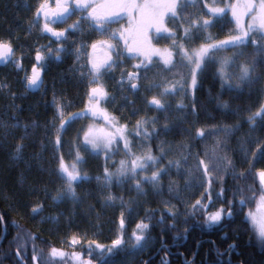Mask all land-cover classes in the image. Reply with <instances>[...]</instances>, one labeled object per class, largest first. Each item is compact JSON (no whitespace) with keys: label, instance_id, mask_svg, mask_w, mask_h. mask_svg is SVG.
Segmentation results:
<instances>
[{"label":"trees","instance_id":"16d2710c","mask_svg":"<svg viewBox=\"0 0 264 264\" xmlns=\"http://www.w3.org/2000/svg\"><path fill=\"white\" fill-rule=\"evenodd\" d=\"M43 1L0 0V40L13 47L10 58L0 64V218L5 226L0 264H264V241L248 217L260 197L258 173L264 170V118L249 122L264 99V35L254 32L239 47L211 52L190 92L191 65L181 49L188 52L233 35L235 24L228 13L211 17L204 0L182 2L177 15L165 22L175 35L153 38L154 45L172 52L173 66L152 60L137 69L138 60L122 56L92 83L86 63L83 75L74 68L81 64L79 32L68 29L72 35L54 39L34 20ZM204 20L211 22L208 27H203ZM233 56L231 66L224 68L233 85L229 89L222 87L219 73L221 62ZM18 57L22 68L15 70L11 64ZM253 63L251 80L241 83V66ZM34 66L40 85L29 92L26 78ZM130 72L140 78L129 80ZM150 84L159 86L148 89ZM92 85L102 87L106 96L90 99ZM170 88L176 92L162 95ZM153 97L165 105L163 110L148 104ZM180 104L184 107L178 108ZM58 105L65 114L62 119ZM87 106L90 114L84 113ZM103 108L124 126L127 150L125 140L120 148L104 152L91 146L89 141L97 142ZM61 120L69 121L62 133ZM138 121L148 132L165 125L169 131L149 139L137 134ZM225 126L234 129L226 138L212 131ZM198 129L207 133L204 138H197ZM221 140L224 144L217 150ZM162 149L163 159L146 166L144 176L132 174L134 157H160ZM61 159L76 163L79 175L88 179L72 185L74 196L54 200L67 187L59 171ZM201 159L209 164L207 174L198 165ZM122 161L128 175L117 180ZM169 161H181L179 170L173 163L155 185L143 182ZM106 170L113 174L111 182L104 178ZM33 208L39 210L34 213ZM221 208L222 221L209 224L206 216ZM141 222L149 224L147 240L133 249V232ZM118 238L123 244L110 254L107 249ZM53 248L65 255L51 257Z\"/></svg>","mask_w":264,"mask_h":264},{"label":"snow or ice","instance_id":"6c2138e0","mask_svg":"<svg viewBox=\"0 0 264 264\" xmlns=\"http://www.w3.org/2000/svg\"><path fill=\"white\" fill-rule=\"evenodd\" d=\"M76 7L81 10H88L89 8L91 11L88 13V17L86 19H91L96 22L97 24V30L99 31H105L104 25L113 23L118 21L122 18L124 14L129 15L130 17V23L134 20L135 21V28L134 29H128L124 30L120 33L119 39L124 41L125 46L127 47L128 54L130 56H136L138 52L141 51V48L139 45L147 40L146 32L149 28H154L157 32H160L162 30L167 31V29H164V18L166 14H171L173 17L177 15V12L180 8L179 0H145L143 4L137 3V0H101L100 3H96V0H76ZM232 16L235 19V22L237 24V29L241 32V35L232 36L228 39H225L223 41H220L218 43L214 44H208V45H202L199 50L194 51L191 55H188L187 53H184L186 56L188 63H195L196 68L192 71V87L195 88L197 86V75L198 71L202 68L204 61L208 58L209 54L211 52L217 51L222 48H236L239 47L242 44L246 43L247 38L249 37V34L254 31H260L262 35H264V0H260V6L257 9L255 4L252 2V0H245L243 4H233L232 5ZM37 15L42 14L46 21H48L50 18H59V17H65L67 16L71 9L66 6L64 0H56V9L52 10L47 3V0H44L43 3L39 5L37 8ZM213 15L217 13H223L225 9H211L210 10ZM138 14V15H137ZM245 16H251V22L247 24V27L245 28L244 24L242 23L243 18ZM209 20H204L203 27H208L210 25ZM195 27H200L201 25L196 24ZM77 25H73L72 28H76ZM43 30L46 32L52 33L53 36H55L57 39L66 38V32L65 31H55L52 29L49 25V23H45L43 25ZM125 32H128V36L125 35ZM169 35H175L174 33L169 32ZM131 36H135L136 43L138 46L132 47L128 46V39ZM188 32L185 30V38H187ZM111 39H117V34L115 32L110 34ZM252 43L254 45H257L259 47V44L257 41L253 40ZM99 44L101 46L107 47L109 50H116L118 48V45L109 43L108 41H100ZM96 47V44H93V48ZM57 51H63V49H57ZM181 52H183V49H181ZM13 53V47L10 41L0 40V60H7L10 58V56ZM118 56L122 55L121 52L117 51L116 53ZM172 54L168 53L166 56H162L163 63L165 66H168L169 68L174 65V61L172 60ZM149 59H151V55L148 56ZM36 59L38 61L42 60L43 57L39 52L36 54ZM235 56L225 58L221 62L222 69L225 67H230L232 62L234 61ZM116 61L112 59L111 56H108L104 61L101 62H91V68L90 72L92 74V83H95L96 80L113 64H115ZM17 66H19V62H17ZM142 65H136L135 67L139 69ZM254 63L252 65H243L240 69V75L238 79L241 83H245L251 80L252 77V71L254 68ZM222 80V87L225 85L231 89L233 87L231 83V78L228 77V74L221 71L219 73ZM225 77H228L227 79ZM129 80L133 79H139L138 73H128ZM40 84V73L37 71L35 66L33 67V72L30 76L27 77V86L29 88L35 89L38 88ZM157 84H150L148 85V89H151L153 87H158ZM239 87V85H237ZM133 89H138V84H132ZM176 89H165L162 95H167L170 92H174ZM106 96V93L102 87H93L90 89L89 97L92 100H100L103 99ZM148 104L150 106L156 107L158 110H163L165 108V105L156 97H153L151 100L148 101ZM184 106L182 104L178 105V108H183ZM224 107H227V105H224ZM57 111L62 115L61 106H57ZM257 117L264 118V105H261L260 109L257 113H255L253 116L249 117V122L254 121L257 119ZM106 120L108 119L107 116L104 117ZM69 121L61 120L60 129L59 131L62 133L64 130L66 124ZM153 123L155 120L152 121ZM141 123L140 121L137 122V129H138V135L142 134L143 136L151 139V137L155 134H159L160 131L167 132L169 131L168 125H165L162 129L154 128L152 132H148L147 130L141 129ZM143 123H148V121H144ZM213 132H222L225 136V138L229 135H231L234 131L232 127H220L215 128L212 130ZM207 133L202 130L198 129L196 136L197 138H204V136ZM87 138V136H86ZM123 139V137H121ZM90 143H93V147H97L96 143L94 141H89ZM59 143V136L57 137V144ZM108 144H111V138L108 139ZM224 144V141L221 140L217 143L216 149L218 150L222 145ZM125 149L127 150L129 148V142L125 140ZM164 151L162 149L161 156L160 157H154L152 155H146L144 157H138L137 159L133 160L132 162V168L131 172L132 174H136L138 171H143L146 166L154 165L159 163L161 159H163ZM217 159H223L221 157H216ZM187 157L183 158V161L186 162ZM77 162L79 163V157L77 158ZM173 163H175V166L177 167V170L180 168L181 161L172 162L169 161L168 165L164 168H161L159 171L153 172L151 177H144L143 182H151L153 185H155L161 178L162 175H164L169 168L173 166ZM198 165L201 166L204 170V173L207 174L209 164H206L204 160H199ZM76 166L72 165V170H69V167L64 163L63 159L60 160L59 164V171L61 178L65 179L67 182V187L63 193H61L59 196L54 197V200L62 199L64 196H74L75 190L72 187V185L76 182H78L81 179H88V177L84 176L81 177L79 173L75 170ZM128 175V169L125 164V162H121V169L119 170V173L117 174V180L123 179L125 176ZM261 180L264 181V170L260 171L259 173ZM105 180L111 182L113 178V174L108 173L107 170L105 171ZM99 179V178H98ZM136 188H140V182H137ZM243 204V201H241ZM201 202L198 200L195 205H193V210L197 207H199ZM42 207V205L40 206ZM208 206H205V209ZM39 208H33V212H37ZM174 215V214H173ZM224 215L223 208L208 214L206 216V221L209 224H217L222 221ZM228 217L232 216L231 208L227 213ZM249 216L253 218V222L255 223V217L252 213H249ZM121 225H123V219L121 220ZM149 229V224L147 223H139L137 224L136 231L133 232V239L135 241L133 245V249L142 248L144 242L147 240V236L144 234ZM139 233V234H137ZM258 235L261 238L262 241H264V221H261L258 225ZM72 243H77V239L73 237ZM123 240L122 238H118L112 242V248L107 249V251L111 254L114 250H118L120 246H122ZM97 247H101L103 249V246L97 245ZM231 247V246H230ZM103 254V252H102ZM51 257L55 258L57 256L63 257L65 255L64 252L58 250V249H51L50 251ZM74 257L79 260L78 254H73ZM37 257L34 256L33 260H36ZM102 264H106V262L102 261Z\"/></svg>","mask_w":264,"mask_h":264},{"label":"rangeland","instance_id":"374dc122","mask_svg":"<svg viewBox=\"0 0 264 264\" xmlns=\"http://www.w3.org/2000/svg\"><path fill=\"white\" fill-rule=\"evenodd\" d=\"M193 1L194 0H179V3H182V2L192 3ZM100 2H101V0H96V3H100ZM144 2H145V0H137V3L143 4ZM204 2L206 4V10L211 17L220 16L222 14L228 13L230 18L232 19V21L235 24V33L233 35L226 36V37L219 39V40L210 41L204 45L218 43L220 41L228 39L229 37L241 35V32L237 29V24L235 22V19L232 16L231 8H232L233 4H243L245 2V0H230V1H226L224 3H219L216 0H209V1L204 0ZM252 2L255 4V6L258 9L260 6V0H252ZM71 9H72V15H71L72 17H70L67 20L66 28L70 30V29H73L72 28L73 25H77V27L74 28L75 30L72 32L73 33L79 32L80 36L82 37L81 40H79V43L76 45V48L78 49V55L77 56L80 59L81 64L76 63L74 66V68L77 70V72L80 73V75L84 74V73L81 74L82 66L84 63H86V65H88V68H89L87 73H90L91 62L104 61L108 56H111L113 60H116L117 58H120L122 56H127V57L135 58L136 60H138L140 65H147L152 60H158L161 63H163L162 56H166L168 53L172 54V52L168 48L157 47L153 43V38H155L157 36L169 35V31L166 28L165 22H166V18L168 16H172L171 14H166L165 18H164L163 27H164V29H167V31L162 30L160 32H157L154 28H149L146 32L147 40L143 41L139 45V47L141 48V51L138 52L136 54V56H130L128 54L127 47L125 46L124 41L119 39L120 33L122 31L135 28V21L133 20L130 23L129 15L124 14L122 16V18L119 19L118 21L104 25V28L106 29L105 31H99V30H97V24L95 21H93L91 19H86V17H88L89 11H91L90 8L88 10L78 9L76 7V0H71ZM211 9H225V11L223 13H217V14L213 15L212 12L210 11ZM249 22H251V16H245L243 18V21H242L245 28L247 27V24ZM94 27H96V28L94 29ZM82 31H84V32H82ZM72 32L68 31L66 33V36L69 34L72 35ZM113 32H115L117 34V39H115V40L111 39V37H110V34ZM254 32L261 34L260 31H254ZM254 32H251L249 34V37L247 38L246 42L249 41L250 35ZM125 35L128 36V32H125ZM62 39H64V38H61L60 40H62ZM100 41H108L109 43L116 44V45H118V48L116 50H109L107 47L101 46L99 44ZM94 43L96 44L95 48H93ZM128 46H132V47L138 46L136 43L135 36L129 37ZM200 48H201V46L194 49V50H190L188 52L183 49L182 54L184 55V53H187L188 55H191L194 51L199 50ZM117 51L121 52L122 55L118 56L116 54ZM149 54L151 55V59L148 58ZM184 57L188 63V60H187L185 55H184ZM171 58L173 59V55ZM17 62H19V66H17ZM21 63H22L21 58L18 57L17 59L12 61L11 67L15 68V70H19L20 68H22ZM188 64L191 65L190 66L191 74H190V79H189L190 83H188L189 84L188 89L190 92H192V90L194 89L192 87V71H193V69L196 68V64L194 62L188 63ZM221 71L224 72V68ZM30 75L31 74H28V76H30ZM26 84H27V80H26ZM92 86L97 87L95 85H92ZM91 87H90V89H91ZM177 88L180 89V85ZM170 89H172V88H170ZM174 92H176V90ZM262 105H264V99H263ZM84 113L90 114L89 106H87L85 108ZM96 113H97V111H96ZM58 114H59L60 119H62V117L65 115L63 111H62V115L59 112H58ZM105 116L108 117L107 120L104 118ZM101 117H102V121H100V123H99L100 129H99V134H98L97 140H96L97 142H95L97 145V147H95V149H97V151H99V152H104V151L111 149L112 147L118 146L120 148L121 147V145H120L121 141L125 140L124 126H121L118 122H116L115 119L113 118V116L111 115V113H109L104 108H103V116H101ZM121 137H123V139ZM109 138H111V144H108ZM91 144H92L91 146L93 147V143H91ZM135 159H137V157H134V160ZM64 163L69 167L70 171L72 170V165L76 166V163H73V162L70 163V162L64 161ZM59 164H60V162H59ZM131 168H132V165H131ZM75 170L78 172L77 166H76ZM144 172H145V169L142 172L138 171L137 175L144 176L145 175ZM259 173H258V184H259V188H260L261 193H260V197L257 199L258 201H257L256 207L253 209L252 212H250L255 217V220H256L255 223L253 222V218L250 217L248 214L250 223H251L252 228L255 231L256 235H258L259 223L261 221H264V181L261 180ZM258 237H259V235H258ZM258 239L261 240L260 237Z\"/></svg>","mask_w":264,"mask_h":264},{"label":"flooded vegetation","instance_id":"af4514ba","mask_svg":"<svg viewBox=\"0 0 264 264\" xmlns=\"http://www.w3.org/2000/svg\"><path fill=\"white\" fill-rule=\"evenodd\" d=\"M44 2V1H43ZM41 2V3H43ZM66 6H68L71 9V0H64ZM47 3L49 4L50 8L52 10L56 9V0H47ZM39 7V6H38ZM37 10V8H36ZM72 9L69 13V15L65 16V17H59V18H50L48 21L45 20L44 16L42 14L37 15V11H35L34 13V20L40 24V26L42 27L43 30V25L47 22L49 23L50 27L52 29H54L55 31L59 32V31H67L68 29L66 28V22L67 20L72 17ZM96 26V25H95ZM64 29V30H63ZM44 31V30H43ZM46 32V31H45ZM48 33L52 38H54L55 36L52 35V33L50 32H46ZM49 36V37H50ZM54 39H57L56 37ZM39 69V68H38ZM33 72V71H32ZM0 224L2 225V230L0 232V240H2L4 233H5V226L0 218ZM165 264H168V261H165Z\"/></svg>","mask_w":264,"mask_h":264},{"label":"water","instance_id":"95a60500","mask_svg":"<svg viewBox=\"0 0 264 264\" xmlns=\"http://www.w3.org/2000/svg\"><path fill=\"white\" fill-rule=\"evenodd\" d=\"M8 60V59H7ZM7 60H0V64H4ZM40 85V84H39ZM39 87V86H38ZM38 88H35V89H32V88H29L28 86H27V90L29 91V92H33V91H36Z\"/></svg>","mask_w":264,"mask_h":264}]
</instances>
